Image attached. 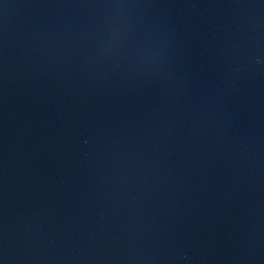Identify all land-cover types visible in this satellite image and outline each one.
Returning <instances> with one entry per match:
<instances>
[{
    "label": "water",
    "instance_id": "obj_1",
    "mask_svg": "<svg viewBox=\"0 0 264 264\" xmlns=\"http://www.w3.org/2000/svg\"><path fill=\"white\" fill-rule=\"evenodd\" d=\"M0 264H264V0H0Z\"/></svg>",
    "mask_w": 264,
    "mask_h": 264
}]
</instances>
